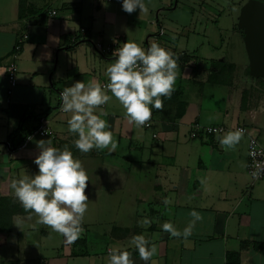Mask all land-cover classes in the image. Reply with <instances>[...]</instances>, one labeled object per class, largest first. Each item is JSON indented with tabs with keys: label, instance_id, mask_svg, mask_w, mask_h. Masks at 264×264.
<instances>
[{
	"label": "crops",
	"instance_id": "1",
	"mask_svg": "<svg viewBox=\"0 0 264 264\" xmlns=\"http://www.w3.org/2000/svg\"><path fill=\"white\" fill-rule=\"evenodd\" d=\"M18 1L0 0V94L7 85L5 65L14 62L18 69L11 99L0 101V264H107L109 249L117 245L132 253L134 264H145L130 246L136 234L157 246L153 264H227L231 253L238 254L239 264H264V246L254 247L264 239V178L251 181L246 173L249 137L264 146V82H252L242 55L217 54L223 30L213 36L204 31L197 48L185 46L190 33L182 44L164 30L163 44L179 56L175 91L163 98L164 108L153 109L150 127L142 128L129 123L113 96L98 111L108 113L103 118L115 151L83 153L75 147L77 135L68 131L71 113L57 108L59 91L76 80H108L105 70L116 57L100 54L96 41L125 42L135 28L145 30L146 41L163 25L157 14L149 22L138 9L123 17L114 3L121 0H26L21 16ZM24 32L27 38L15 52ZM232 32L243 45V30L235 26ZM40 119L48 134H32L23 147L6 150L5 142H20ZM194 124L222 125L226 131L192 135ZM237 126L245 127V134L225 150L218 138ZM39 139L67 146L90 179L84 230L71 244L37 223L38 215L25 211L10 187L13 179L38 171L33 161ZM193 209L203 219L187 239L163 231L165 222L182 231ZM145 217L150 226L140 223Z\"/></svg>",
	"mask_w": 264,
	"mask_h": 264
},
{
	"label": "clouds",
	"instance_id": "2",
	"mask_svg": "<svg viewBox=\"0 0 264 264\" xmlns=\"http://www.w3.org/2000/svg\"><path fill=\"white\" fill-rule=\"evenodd\" d=\"M123 11L131 14L137 9L147 14L146 0H121ZM115 62L108 65V82L101 84L96 80L87 83L76 80L60 93L61 110L71 113L67 121L68 131L76 134L75 147L83 153L92 149L115 151L113 139L106 117L108 113L99 110L114 96L124 107L129 123L144 126L151 119L153 109H163V98H170L175 91L178 75V57L170 49L156 42H150L145 49L135 40H126L115 51ZM111 93L109 95L108 93ZM243 128L228 131L219 137L225 150L234 149L244 136ZM29 139H32L29 137ZM39 149L34 158L38 171L13 179L10 187L25 211L31 210L39 217L37 223L47 225L62 234L71 244L83 233L85 213L89 196L86 193L90 181L86 169L79 158H74L71 150L52 145L51 139L36 141ZM255 155V153H250ZM264 169L252 173L259 176ZM168 199L165 204L170 203ZM193 218L181 231L171 222L162 224L163 231L172 237L187 239L197 221L203 219L195 209L190 212ZM140 223L150 226L152 220L143 218ZM145 264H153L152 257L157 246L143 234H136L130 240ZM107 264H134L132 253L124 247L112 246L108 252Z\"/></svg>",
	"mask_w": 264,
	"mask_h": 264
},
{
	"label": "rangeland",
	"instance_id": "3",
	"mask_svg": "<svg viewBox=\"0 0 264 264\" xmlns=\"http://www.w3.org/2000/svg\"><path fill=\"white\" fill-rule=\"evenodd\" d=\"M242 1L243 0H178L176 2V0H162L161 4H157L153 0H146L149 10L152 9V11L144 15L145 19L152 22L155 21V16L157 14V19L163 25V29L167 35H170V38L174 37L179 43L183 44L186 35L190 33V42L185 43L187 47L194 45L193 48H197L200 43L198 41L204 40L202 36L204 31L207 34L212 33L213 36V32L218 31L220 28V30H223L221 32V42H223V44H221L222 47L217 54L221 55L223 59L224 57H230V55H242L244 62L248 63L247 59H245L247 56L244 43L243 45L242 43L236 44V34L232 32V29L237 26V17L243 5L239 6V4ZM114 3L118 5L121 15L124 17L127 12L123 11L121 2ZM216 24L217 28L215 27ZM128 35L127 40H130L131 37V40H135L137 43H140L141 46H143L145 38L148 36L145 30L144 32L138 31L136 28L135 31L128 32ZM218 37L219 36H214V39L220 42ZM217 45L220 44L217 42ZM251 80L256 84L258 82H264V77H252Z\"/></svg>",
	"mask_w": 264,
	"mask_h": 264
},
{
	"label": "built area",
	"instance_id": "4",
	"mask_svg": "<svg viewBox=\"0 0 264 264\" xmlns=\"http://www.w3.org/2000/svg\"><path fill=\"white\" fill-rule=\"evenodd\" d=\"M51 14V12H50ZM80 32L84 33V28H80ZM164 29L162 26H156L155 31L150 34L149 38L146 39L144 47L147 49L149 47L150 42H156L160 44L161 46L167 48L162 41V37L164 35ZM75 36L72 37L74 39ZM27 38V34L24 32L22 33L18 39L17 42L13 46V50L15 52H18L23 44V41ZM123 42L121 40H115L111 44L104 45L99 41H96L94 43V48L97 50L100 54H111L113 55L116 50L121 47ZM177 57H179L177 54H175ZM179 62V58L177 60V63ZM17 66L14 62H9L4 67V74L6 77V88L4 91V94H0V101L8 102L14 91V87L17 84ZM108 80L103 81L101 84H106ZM60 93L59 91V104L57 105L58 110H61V99H60ZM62 111V110H61ZM151 125V121L149 120L146 122L144 126H141L142 128H148ZM236 128H243L244 132L246 131L245 127L243 126H237ZM196 131H200L201 133L205 135H213V134H219L221 132L226 131V127L222 125H206V126H199L198 124H194L192 135L195 134ZM38 133L40 135L48 134L49 131L47 127L45 126V120L40 119L38 121V124L36 127L28 134V136L24 139V141L16 146L15 148H21L25 145V142L27 139L32 135ZM5 148L7 151L13 150L11 147V143L9 141L5 142ZM14 148V149H15ZM255 153V155H251L250 153ZM257 169H264V146L261 145L258 140L254 137H249L248 139V148H247V161H246V173L251 179V181H257L264 178V173H261L259 176H253L252 173L254 171H257Z\"/></svg>",
	"mask_w": 264,
	"mask_h": 264
},
{
	"label": "water",
	"instance_id": "5",
	"mask_svg": "<svg viewBox=\"0 0 264 264\" xmlns=\"http://www.w3.org/2000/svg\"><path fill=\"white\" fill-rule=\"evenodd\" d=\"M237 26L243 41L252 76H264V0H247L240 8Z\"/></svg>",
	"mask_w": 264,
	"mask_h": 264
},
{
	"label": "trees",
	"instance_id": "6",
	"mask_svg": "<svg viewBox=\"0 0 264 264\" xmlns=\"http://www.w3.org/2000/svg\"><path fill=\"white\" fill-rule=\"evenodd\" d=\"M25 2H26V0H19L18 1V4H19V16L22 15V12H23V9H24V6H25ZM242 35H243V33H242ZM246 69H247V72H248V67ZM24 139L25 138H23V140H21L20 142H18L16 144H13L10 140H8V141L11 143V147H16V146L20 145L24 141ZM263 246H264V239L262 241L254 243V247L255 248H260V247H263ZM226 260H227V264H239V262H238V254H236V253L228 254L226 256Z\"/></svg>",
	"mask_w": 264,
	"mask_h": 264
}]
</instances>
